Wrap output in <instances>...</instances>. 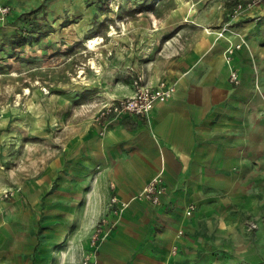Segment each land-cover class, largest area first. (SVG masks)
Wrapping results in <instances>:
<instances>
[{
  "label": "crops",
  "instance_id": "1",
  "mask_svg": "<svg viewBox=\"0 0 264 264\" xmlns=\"http://www.w3.org/2000/svg\"><path fill=\"white\" fill-rule=\"evenodd\" d=\"M193 13L166 19L187 33L162 57L145 59L157 45L148 39L130 53L146 84L175 85L148 116L88 121L50 110L45 127L59 123L57 147L50 138L14 199L0 200V264H81L101 216L113 228L97 264H264V0L223 36L207 30L216 19L180 24ZM231 43L240 44L232 54L238 84L223 56ZM114 72L107 81L119 87L103 103L132 95L131 76L142 73ZM155 177L165 186L158 204L139 197ZM112 195L122 211L109 205Z\"/></svg>",
  "mask_w": 264,
  "mask_h": 264
},
{
  "label": "rangeland",
  "instance_id": "2",
  "mask_svg": "<svg viewBox=\"0 0 264 264\" xmlns=\"http://www.w3.org/2000/svg\"><path fill=\"white\" fill-rule=\"evenodd\" d=\"M235 1L8 0L10 17L0 22V200L14 199L22 178L49 153L50 138L57 147L59 123L45 127L51 109L57 118L64 114L88 121L96 118L106 104L101 101L107 90L119 87V82L111 85L107 81L108 76L113 77L112 70L114 77L126 79L129 72L144 73V64H135L130 57L147 45L146 39L151 46L157 44L145 54V59L154 61L164 45L185 37L184 27L168 28L171 21L166 19L173 10L182 15L194 9L180 24L216 19L207 30L217 32L233 23L230 14ZM25 13L40 23L31 34L37 38L13 49L9 36ZM144 28L147 30L141 34ZM93 36L101 40L90 47L87 41ZM45 111H49L48 117ZM8 191L13 195L5 197Z\"/></svg>",
  "mask_w": 264,
  "mask_h": 264
},
{
  "label": "built area",
  "instance_id": "3",
  "mask_svg": "<svg viewBox=\"0 0 264 264\" xmlns=\"http://www.w3.org/2000/svg\"><path fill=\"white\" fill-rule=\"evenodd\" d=\"M263 0H236L231 8L232 22L238 21L245 17L253 8L258 6ZM11 14V6L3 3L0 0V22H4ZM228 25L224 24L217 34L223 36V33L228 30ZM240 44H229L223 51L225 62L229 67L228 80L232 84H238L239 78L237 69L233 65L232 54L235 49L239 48ZM133 93L130 96L113 100L102 105L97 111L96 118L105 119L106 117H118L122 115L133 116H148L154 105L159 102L168 100L175 90L173 83L166 81H159L156 85L146 84L142 75H135L132 78ZM165 192V186L161 177H155L148 181L142 189L139 197L149 201L152 204L160 202L161 195ZM5 197L13 195L12 191L5 192ZM109 205H115V210L122 211L125 208V203L119 201L115 195L109 199ZM195 208L190 204L187 213L190 214ZM113 228V224L105 217L101 216L93 226V231L90 237V249L85 251L81 264H97V250L99 243H101Z\"/></svg>",
  "mask_w": 264,
  "mask_h": 264
},
{
  "label": "trees",
  "instance_id": "4",
  "mask_svg": "<svg viewBox=\"0 0 264 264\" xmlns=\"http://www.w3.org/2000/svg\"><path fill=\"white\" fill-rule=\"evenodd\" d=\"M33 11L30 13L32 14ZM29 13L21 15V22L18 25H15L13 30L10 33L9 38L11 39L10 44L14 49L17 46H22L25 44H30L34 37L32 32H37L39 29L40 23L37 17L30 16ZM33 38V39H32Z\"/></svg>",
  "mask_w": 264,
  "mask_h": 264
},
{
  "label": "bare ground",
  "instance_id": "5",
  "mask_svg": "<svg viewBox=\"0 0 264 264\" xmlns=\"http://www.w3.org/2000/svg\"><path fill=\"white\" fill-rule=\"evenodd\" d=\"M101 39L99 37L93 36L90 37L89 40L87 41V43L89 44V46L91 47L92 45L99 43Z\"/></svg>",
  "mask_w": 264,
  "mask_h": 264
}]
</instances>
